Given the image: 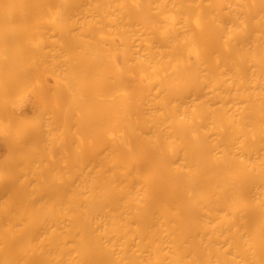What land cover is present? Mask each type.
Masks as SVG:
<instances>
[{"label": "bare ground", "instance_id": "1", "mask_svg": "<svg viewBox=\"0 0 264 264\" xmlns=\"http://www.w3.org/2000/svg\"><path fill=\"white\" fill-rule=\"evenodd\" d=\"M0 264H264V0H0Z\"/></svg>", "mask_w": 264, "mask_h": 264}, {"label": "rangeland", "instance_id": "2", "mask_svg": "<svg viewBox=\"0 0 264 264\" xmlns=\"http://www.w3.org/2000/svg\"><path fill=\"white\" fill-rule=\"evenodd\" d=\"M37 102H38V99L36 98L35 95H28L25 108L30 109ZM16 109H17V107H16Z\"/></svg>", "mask_w": 264, "mask_h": 264}]
</instances>
